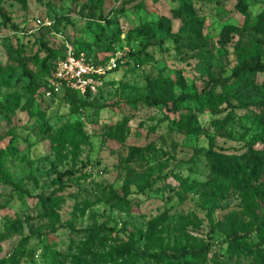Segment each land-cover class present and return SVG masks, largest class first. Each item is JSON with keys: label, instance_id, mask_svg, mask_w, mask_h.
Returning <instances> with one entry per match:
<instances>
[{"label": "rangeland", "instance_id": "rangeland-1", "mask_svg": "<svg viewBox=\"0 0 264 264\" xmlns=\"http://www.w3.org/2000/svg\"><path fill=\"white\" fill-rule=\"evenodd\" d=\"M124 1L102 0L99 9L96 0H0L10 20L0 18V164L22 190L0 181V262L163 264L129 252L132 240L149 252L208 245L204 264H258L264 239L253 230L264 222V178L256 173L246 188L219 184L207 151L212 138L214 152L251 173L250 159L264 152L256 105L264 102V73L229 90L233 108L205 110L194 100H176L252 62L256 42L264 62V0H246L247 18L239 0H138L119 15ZM41 42L52 52L49 66L69 48L98 67L115 60L116 68L100 78L96 94L82 98L89 105H72L63 90H53L51 72L40 70L48 54ZM147 42L155 44L146 49L152 61L131 60ZM147 97L167 107L141 105ZM174 102L178 111L170 113ZM188 112L197 122L194 134L176 127ZM67 171L73 175L63 178L56 206L40 203L37 197L47 198L58 188L57 174ZM110 189L126 204L118 205ZM101 225L114 231L89 239L69 228ZM243 230L249 236L243 247L230 244L227 235Z\"/></svg>", "mask_w": 264, "mask_h": 264}, {"label": "trees", "instance_id": "trees-1", "mask_svg": "<svg viewBox=\"0 0 264 264\" xmlns=\"http://www.w3.org/2000/svg\"><path fill=\"white\" fill-rule=\"evenodd\" d=\"M73 2H80L84 0H71ZM138 0H126L121 4V7L116 10L115 12L117 14H122L125 12V8L130 3L136 2ZM98 8L101 9L102 7V0H96ZM246 0H239L238 2V10L245 15L244 8H245ZM246 17V15H245ZM0 18L3 19V23H9V19L6 16L5 11L0 8ZM247 18V17H246ZM262 19V26L264 27V14L261 16ZM15 27V26H12ZM166 33L170 35V30L167 28ZM155 44L152 43H146L143 45L141 50L132 52L129 54V58L133 60L134 62L138 63H147L152 61V57L149 56L146 53V49L150 46H153ZM41 46L46 49L48 52L47 57L41 62L40 70L44 73L49 75L52 71L55 63L53 66L47 65L48 57H50V54L52 53L46 48V44L41 42ZM264 73V62H261V53L259 49V42H256L254 45L253 51H252V62L244 65L237 66L233 71L231 76L227 78H216L211 79L207 83V88L203 90L198 95H181L176 100L178 101H185L187 99L194 100L198 107L201 109H213L217 107L218 105L225 104L228 108H233L230 98H229V90L233 87H237V83L243 78V77H254L256 78L257 74ZM30 79V85H34V80L31 77L29 73H26ZM100 78L97 80V88L99 85ZM251 81H248L250 83ZM219 87L221 89V92L216 94L213 93L214 87ZM65 94V98H68L70 103L72 105L81 107V106H87L89 104H86V102L82 101V98L75 92L69 91V90H63ZM90 94H87L88 96ZM139 103L145 107H156L160 104H163L165 107H167L166 103H164L161 99H152V98H144L142 100H139ZM175 103L168 108L170 113H177V107L175 106ZM136 102L132 103V107H136ZM256 105L261 108V118L259 119L262 129L264 130V102H257ZM232 116V113H230V117ZM197 125V122L193 119L192 112H188L183 118L179 119L176 123V127L178 132L184 133V134H194L196 131L194 130ZM79 128V127H78ZM77 128V129H78ZM76 129V132L78 133ZM80 129V128H79ZM216 147L213 144L212 138H209L208 142V151H207V157L208 161L210 163V169H211V176L214 180H216L217 183L222 184L226 187H232L237 188L238 187H244L246 188L247 182L249 181H255V174H260L262 179L264 178V158H261L260 155H264V152H258L254 153V156L249 161V168L252 170L251 173L247 174L245 173L246 169L238 170V168L234 167L233 164L230 162L224 160L223 158L226 157L223 154H218L214 152V149ZM220 152H223L222 150H219ZM73 174L71 172H64L61 174H57V184L58 188L54 190L47 198L43 199L42 197H37L38 201L42 203L43 205L48 206H56V202L54 201V197L58 192H62L65 189V184L63 183V178L72 176ZM0 181L5 185H10L14 187V189L22 191L19 187L14 186L10 183V181L6 178V175L4 173V167L0 164ZM264 191V190H263ZM109 193L112 195L113 199L117 202L118 205H125L126 200L124 197H119L115 191L112 189L109 190ZM254 200H263L261 196H254ZM45 209V208H44ZM247 214L251 217H255V210L254 209H247ZM44 215L46 217H51L52 213L51 211L45 209ZM157 221H153L150 223V226L147 231V237H152L155 229ZM212 223V222H211ZM212 225V224H211ZM213 227V225H212ZM71 231L76 233H84L88 236V238H92L91 235H95L97 233H112L114 230L112 228H108L105 225H101L99 227L93 228L89 231L87 230H74L72 226L69 227ZM253 231L256 232L258 235L257 237L260 239H264V222H260L258 224V227H256ZM31 234H34L33 231H30ZM248 236V233L246 231H233L230 232L227 235L228 241L235 244V247L242 248L243 246H239V244H242ZM127 250L129 252L134 253L137 257H141L144 259H147L149 261H155V262H161L163 264H204L207 260V255L209 252V246L204 247H197V248H191L182 252H175V253H168L166 251H160V252H149L147 250H139L136 248L132 242V240H129L127 243ZM256 261L258 264H264V250L260 251V249H257V252L255 254ZM0 264H18L16 260L11 259L9 261L0 262ZM129 264H133V262H129Z\"/></svg>", "mask_w": 264, "mask_h": 264}, {"label": "built area", "instance_id": "built-area-1", "mask_svg": "<svg viewBox=\"0 0 264 264\" xmlns=\"http://www.w3.org/2000/svg\"><path fill=\"white\" fill-rule=\"evenodd\" d=\"M41 25L45 28L52 27L49 21H44ZM115 68V60L110 61L105 68L98 67L87 62L83 57L77 56L68 48L64 58L55 62L50 76L51 86L55 93L69 90L84 98L87 94H96L97 80L107 71Z\"/></svg>", "mask_w": 264, "mask_h": 264}]
</instances>
